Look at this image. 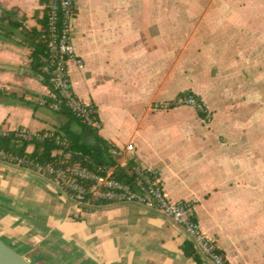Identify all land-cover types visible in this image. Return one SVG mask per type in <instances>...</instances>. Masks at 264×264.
Returning <instances> with one entry per match:
<instances>
[{
    "label": "crops",
    "instance_id": "obj_1",
    "mask_svg": "<svg viewBox=\"0 0 264 264\" xmlns=\"http://www.w3.org/2000/svg\"><path fill=\"white\" fill-rule=\"evenodd\" d=\"M76 3L72 45L84 66L69 61L70 80L94 103L104 140L134 143L118 168L154 167L171 199L193 202L201 228L233 264H264V36L253 25L264 23V8L246 5L239 23L216 0ZM5 10L28 30L43 29L40 0H0V18ZM4 27L0 131L61 130L69 117L41 103L54 91L32 67V43L23 27ZM182 92L202 99L211 120L190 106L154 107ZM77 209L98 214L97 230H78ZM0 234L33 264H199L170 217L137 203L76 206L32 169L2 161Z\"/></svg>",
    "mask_w": 264,
    "mask_h": 264
},
{
    "label": "built area",
    "instance_id": "obj_2",
    "mask_svg": "<svg viewBox=\"0 0 264 264\" xmlns=\"http://www.w3.org/2000/svg\"><path fill=\"white\" fill-rule=\"evenodd\" d=\"M53 10L49 16L50 36L48 39L49 57L44 71L51 75L54 86L53 101L41 103L59 111L64 104L74 115L98 132L101 120L94 103L81 99L74 91L68 69V63L75 60L80 68L84 61L77 56L72 45L73 18L77 12L76 0H53ZM58 11H61L59 15ZM185 105L204 114V120H211V112L206 103L192 93H179L172 100L155 103L156 109H167L172 106ZM17 135L26 139L44 140L52 136L46 131L35 135L18 129ZM60 144L66 146L67 140L58 137ZM134 143L125 147L111 145V156L118 160L127 152H135ZM52 161L41 162L26 155H16L0 150V161L32 169L48 179L63 198L72 201L76 206L101 203H137L152 208L170 217L183 226L202 259L209 264H233L226 254L216 245L201 228L193 202L171 199L164 189L163 180L157 169L152 166L136 164L130 170L118 171L115 165H99L90 169L74 162L72 152L64 148L54 151ZM126 176V177H125Z\"/></svg>",
    "mask_w": 264,
    "mask_h": 264
},
{
    "label": "trees",
    "instance_id": "obj_3",
    "mask_svg": "<svg viewBox=\"0 0 264 264\" xmlns=\"http://www.w3.org/2000/svg\"><path fill=\"white\" fill-rule=\"evenodd\" d=\"M52 1L53 0H40L41 4L43 5V17L40 18V23L43 27L42 30H38L35 27L32 28V30H28L25 26H23L22 21L17 20V12L14 10L4 11L3 16L0 18V28L3 25H6V27L8 26L10 30H16L20 29V27H23V32H25L26 36H28L27 38L33 45V50L31 53L32 67L45 76L47 82L54 91L51 75L44 71V66L47 63L45 58L49 57V16L53 10ZM58 13L61 15V11H58ZM23 18H25V16ZM6 27H4V29H7ZM58 112H63L66 114L69 117V122L62 126L61 130L52 132L51 137L45 138L44 140H39L35 137L33 139H26L19 137L16 131H11L8 133H3L0 131V150H4L16 155H26L34 158L35 160L45 162L52 161L55 158L54 151L64 148L65 151L73 153L74 162L80 163L81 165L90 169H96L99 165L117 164V160H115L110 153L111 145L106 140H104L98 132L94 131L86 123L77 118L74 113L64 104ZM198 113L204 117L203 113ZM73 121L79 122V124L82 126L80 131H76L70 127V124ZM86 131H89L95 136L96 140L103 148L102 152L95 150L92 146L88 145L84 141L83 136ZM58 137H61L63 140H67L68 144L66 146L60 144ZM29 144L35 145V149L32 153L27 152V147ZM118 171H123V169L118 168ZM183 249L186 255L193 256L199 264H205L200 255L197 253L192 241H186L183 245Z\"/></svg>",
    "mask_w": 264,
    "mask_h": 264
},
{
    "label": "rangeland",
    "instance_id": "obj_4",
    "mask_svg": "<svg viewBox=\"0 0 264 264\" xmlns=\"http://www.w3.org/2000/svg\"><path fill=\"white\" fill-rule=\"evenodd\" d=\"M218 4H222L224 8L226 9L224 14H232L231 11L233 12V19H236L235 16L238 18V22L241 23L245 18L247 17L246 11H245V6L246 5H258L259 7L264 8V0H216ZM230 12V13H229ZM253 25H259V27H262L261 29L262 34L264 36V23H256L253 22ZM259 46L263 45L264 46V41L261 43L259 40ZM98 210V209H96ZM77 212L81 213L80 215H75V217H72V222L75 223L76 227L78 230H97V223L98 221H101L98 219V214L91 212L90 210L87 211H80V209H77ZM0 238L4 240L7 244L12 246L15 250L18 252L21 251L20 247L18 245L13 244L6 235L0 234ZM20 253V252H19Z\"/></svg>",
    "mask_w": 264,
    "mask_h": 264
},
{
    "label": "water",
    "instance_id": "obj_5",
    "mask_svg": "<svg viewBox=\"0 0 264 264\" xmlns=\"http://www.w3.org/2000/svg\"><path fill=\"white\" fill-rule=\"evenodd\" d=\"M84 141L95 150L103 151L102 146L96 140L95 136L86 131L83 136ZM0 264H32L25 256L15 250L0 238Z\"/></svg>",
    "mask_w": 264,
    "mask_h": 264
}]
</instances>
